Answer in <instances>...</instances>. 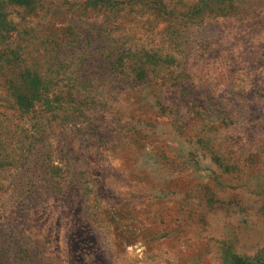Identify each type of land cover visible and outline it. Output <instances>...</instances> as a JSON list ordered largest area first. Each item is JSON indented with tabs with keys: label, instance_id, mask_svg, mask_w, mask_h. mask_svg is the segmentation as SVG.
Here are the masks:
<instances>
[{
	"label": "rangeland",
	"instance_id": "374dc122",
	"mask_svg": "<svg viewBox=\"0 0 264 264\" xmlns=\"http://www.w3.org/2000/svg\"><path fill=\"white\" fill-rule=\"evenodd\" d=\"M46 1L62 14L54 22L93 33L69 61L93 67L71 77L84 83L81 97L59 95L54 114H22L13 101L0 109L12 148L0 168L6 263L264 264V0H119L127 4L111 24L107 12L85 11V0ZM197 5L208 8L206 23L182 26L176 17ZM3 11L25 33L16 46L45 75L60 51L34 44L47 11ZM124 38L165 60L136 56V88L108 84L98 57ZM4 49L0 40L1 99L14 73ZM21 146L33 150L25 161Z\"/></svg>",
	"mask_w": 264,
	"mask_h": 264
},
{
	"label": "trees",
	"instance_id": "16d2710c",
	"mask_svg": "<svg viewBox=\"0 0 264 264\" xmlns=\"http://www.w3.org/2000/svg\"><path fill=\"white\" fill-rule=\"evenodd\" d=\"M54 6H58L56 3L59 1H68L65 4L71 2V0H53ZM151 3V2H150ZM149 3V4H150ZM46 0H0V40L5 43V49L3 52V59L6 58L7 60L4 61L10 67L8 68V72L13 68V80L10 78L7 80L8 84V93L6 94L7 97L1 99L0 98V109H7L10 107L9 105L13 104L17 106L18 110L22 114H29L33 109L38 107H45L48 110L46 111L48 114L51 112L54 114L56 110L59 108V95H66L67 97H73L77 93L79 97H81L80 91L83 87L82 81L80 82L79 77L71 79V77L84 74L85 69H90L93 66L90 65H71L70 60L71 54L75 50H79L81 53L85 51L78 46H81L78 39L82 36L84 39H88L89 42H92L91 38L93 33H78L74 26L70 25V19L65 20V22H54L51 16L55 13V17L58 18V9H46ZM127 3L125 1L119 0H85L82 3V6L85 11L91 10H98L108 13V17L105 20V24H111V21L118 18L117 14L121 13L124 10V7ZM155 7H158V12L161 15L168 16L167 12L169 13L168 7H164L162 4H157L156 2L153 3ZM18 8L19 10L27 11L29 14H38V12L47 11L44 14L45 25H46V32L45 36L42 41L38 43H34L38 45H47V46H55L56 49L60 50L58 52V57L54 56L52 59L57 61L55 64H50L46 69V74L44 75L42 72L41 66L34 61L32 53H21L20 51L24 49L23 46L17 45L16 38L23 39L25 35L24 31L22 34V30L18 29V23L12 21L8 18V13L4 14V11L1 12L4 8ZM72 6V5H71ZM207 7H203L201 5H197V8H194V11L188 12L185 17L177 16L176 19L183 20L180 24L184 27L193 28L203 26L206 23V19L208 15L206 14ZM44 11V12H45ZM72 11L71 9H66L64 12ZM43 19V20H44ZM164 23L167 25V29H170L172 26H168V20H163ZM166 21V22H165ZM57 23V25H56ZM64 24V25H63ZM14 32L20 33L13 35ZM78 33V34H77ZM76 35V36H75ZM77 39H76V38ZM94 37V36H93ZM123 42L117 40L116 43L110 41L109 45L104 47H100L98 54L100 56L101 64L105 65V73L110 76V79L106 82L109 84H113L114 86L117 85H127L131 88L137 87V73H136V56L144 55L143 58L140 60L146 59L148 60L147 63H165V60H161L160 56L162 53L158 52L157 49L148 48V47H140L137 42L142 43V41H135L134 40H125ZM128 39V38H127ZM139 39V38H137ZM8 41V43H6ZM34 41H36L34 39ZM53 49V48H52ZM59 55L61 58L59 59ZM65 57V59H64ZM14 59L16 60V65L12 66ZM126 60V61H125ZM125 62H129L130 65H134L133 67L130 65H125ZM96 66L98 64L96 63ZM70 75L69 78H60L58 77L60 74ZM56 74V77H55ZM126 75V77H125ZM135 75V77H134ZM145 73H141V78ZM123 77H125L128 82H124ZM145 77V76H144ZM140 79V78H139ZM53 94L58 95L52 97ZM72 100V103L76 104V102ZM13 101V102H12ZM37 104H41L38 105ZM12 107L11 109H13ZM14 110V109H13ZM19 122L21 125H25L26 117L23 118L21 115H18ZM40 119L42 117H39ZM66 121V120H65ZM36 123V122H33ZM17 124V125H20ZM38 126V124H37ZM36 126V127H37ZM5 130V129H4ZM3 129H0V168L8 167L7 161L10 159L11 153V144L8 143L7 140V132ZM28 129L26 126L23 127V131H27ZM33 138V136H28ZM24 146L20 148V156L19 159L21 161H25L32 153V149L28 152L24 151ZM26 147V146H25ZM27 148V147H26ZM44 158V157H43ZM5 247L1 248V250H5ZM9 251L13 250V246L10 244L7 246ZM7 252V250H5ZM6 252H2L0 255V264H7L6 259L4 256L7 254ZM235 264H250L241 258H233Z\"/></svg>",
	"mask_w": 264,
	"mask_h": 264
}]
</instances>
